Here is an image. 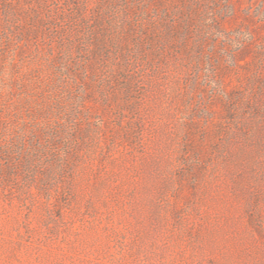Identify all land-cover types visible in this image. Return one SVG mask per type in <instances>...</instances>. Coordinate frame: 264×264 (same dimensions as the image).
Here are the masks:
<instances>
[{"label": "rangeland", "instance_id": "rangeland-1", "mask_svg": "<svg viewBox=\"0 0 264 264\" xmlns=\"http://www.w3.org/2000/svg\"><path fill=\"white\" fill-rule=\"evenodd\" d=\"M0 264H264V0H0Z\"/></svg>", "mask_w": 264, "mask_h": 264}]
</instances>
